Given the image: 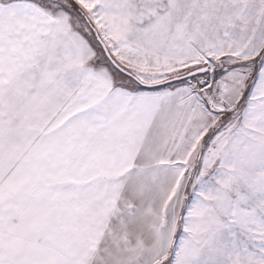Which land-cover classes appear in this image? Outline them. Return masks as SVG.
<instances>
[{
	"label": "snow or ice",
	"instance_id": "obj_1",
	"mask_svg": "<svg viewBox=\"0 0 264 264\" xmlns=\"http://www.w3.org/2000/svg\"><path fill=\"white\" fill-rule=\"evenodd\" d=\"M0 264H264V0H0Z\"/></svg>",
	"mask_w": 264,
	"mask_h": 264
}]
</instances>
